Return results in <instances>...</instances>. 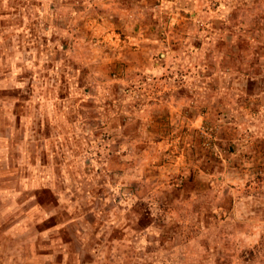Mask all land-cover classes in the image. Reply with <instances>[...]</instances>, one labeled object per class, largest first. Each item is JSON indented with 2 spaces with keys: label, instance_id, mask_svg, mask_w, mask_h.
I'll list each match as a JSON object with an SVG mask.
<instances>
[{
  "label": "rangeland",
  "instance_id": "374dc122",
  "mask_svg": "<svg viewBox=\"0 0 264 264\" xmlns=\"http://www.w3.org/2000/svg\"><path fill=\"white\" fill-rule=\"evenodd\" d=\"M0 264H264V0H0Z\"/></svg>",
  "mask_w": 264,
  "mask_h": 264
}]
</instances>
